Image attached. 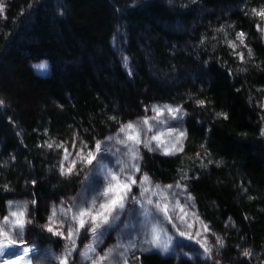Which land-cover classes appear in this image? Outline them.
Here are the masks:
<instances>
[{
	"label": "trees",
	"instance_id": "16d2710c",
	"mask_svg": "<svg viewBox=\"0 0 264 264\" xmlns=\"http://www.w3.org/2000/svg\"><path fill=\"white\" fill-rule=\"evenodd\" d=\"M18 6L0 36V75L17 76L19 65L38 60L51 71L44 79L26 75L27 87L41 96L33 113L0 108V225L10 211L27 210L25 240L59 250L62 241L44 226L53 211L71 210L85 186L81 177L58 173L61 145L71 135L97 143L143 106L166 102L185 112L190 157L146 154L143 173L152 182L188 173L200 217L223 237L225 263L259 264L264 44L257 13L264 0H18ZM115 37L129 70L112 50ZM142 264L170 263L146 256Z\"/></svg>",
	"mask_w": 264,
	"mask_h": 264
},
{
	"label": "rangeland",
	"instance_id": "374dc122",
	"mask_svg": "<svg viewBox=\"0 0 264 264\" xmlns=\"http://www.w3.org/2000/svg\"><path fill=\"white\" fill-rule=\"evenodd\" d=\"M17 2L18 0H0V36L1 33L5 31L4 29L7 22L12 19L14 13L19 9V6L17 9H13V5ZM258 18L257 29L261 41L264 44V15H258ZM110 44L120 65L125 70H129L131 66L125 53L124 43L115 37L111 39ZM41 63H46V70L37 69L36 66ZM19 66L22 67V71L21 74L17 76L10 77L11 75H0V100H3L4 102L0 105V108L4 110L8 109V112L11 114L13 107L17 106L24 113H33L36 105L41 102V96L27 87L26 75H32L36 78L44 79L49 76L51 67L45 60L26 61ZM261 101L260 109L262 110V130L264 129V94L262 95ZM165 106L171 109L178 108L180 109V112H169ZM154 107L160 109V111H154ZM184 113V110L177 105L166 102L149 103L143 106L141 111L137 114H134L131 117L129 116L124 123L120 125L116 132L113 131L109 136L102 138L99 142H101L102 149L106 151L97 153V155L104 156L105 159L103 163L107 168L112 169L115 172H119L120 167L124 165H128L130 168L133 163H138L141 170L135 173L137 184L132 186V194L139 197L141 192L139 178L145 175L141 168L143 161L142 158H144L146 154H152L158 158L184 157V159H186L190 157L189 152H187L185 148L186 131ZM177 117H179V119H177ZM145 119L149 121L148 124L143 123ZM130 122L135 125V128L131 130L126 128L124 132H121V126L127 125ZM181 131L185 133L183 137L179 135ZM129 135L138 136L141 141H149L150 146L152 147H155L159 143L160 147L156 148L154 151H149L142 142L136 146L139 150V160L133 161L131 159V154L125 155V153L128 152V147L134 145L133 141L127 140ZM109 137H111V139H109ZM153 137H156V139ZM262 139L264 142V136H262ZM121 140H126L127 143L122 144L120 143ZM96 144L97 143L90 141L87 143L86 138H80L72 135L68 137L61 145V152L55 156V160H57L56 167L59 171L58 173L61 175V162H63L65 170L68 168H72L73 170L71 174L61 175L62 177L66 179L81 177L85 181L86 177L89 175V170L92 165H87L86 162L81 161L80 157L77 156V153H80L86 160L87 153L89 151L95 152ZM181 146L182 150H177L180 149ZM165 151L174 154L165 155ZM66 155L68 157L67 160H65ZM73 160L76 161L74 166L72 164ZM95 163L96 161H93V164ZM129 168H126L124 175H127ZM131 170L134 171V169ZM187 178L188 173L181 172L179 176L172 179L170 182H152L149 180L144 185L149 190L145 195L147 197H151L153 200L152 205H148L145 200L144 208H147L150 212H155V214L159 216L160 221L163 223L160 224L159 222H156L158 230L163 228L167 231L168 235L172 236L175 252L163 253L158 250H153L152 252L142 253L139 250V247L129 249L125 252L124 247H119L116 248L112 254V264H116V261H120V264H123L125 258L127 259V264H142V258L146 256H156L160 259L167 260L170 264H226V261L221 257L222 251L225 248L223 237L221 234L212 232L208 227L207 230L205 229V226L207 225L199 215V210L194 196L187 186ZM178 182L181 184L180 188L176 187ZM156 185L160 186L159 190L155 188ZM168 185H172V188L169 189L165 187ZM106 186L107 185L104 181L102 172L94 177L93 187H97L100 193L103 192V189ZM154 192L155 195H153ZM95 195L96 192L89 190V186L85 184V186L82 187V190L76 195L75 199L72 200L71 211L69 208H62V213L60 209L58 210L59 212L56 213L53 218L51 226L53 231H60L63 233L62 236L54 235L62 241L63 246L59 250H55L50 253V251H47V248L41 247L35 243V246L39 249L40 257H31L28 264H60V258L64 256L65 246L69 244V240L67 239L69 226H72L73 231L79 228V217H77L76 220H73L71 216L77 213V208L75 206L81 204L82 199H86L87 204L85 207H91L92 199ZM189 196L191 197V200L188 199ZM157 201L160 202L161 208H163L164 205L168 206V211L172 215V223H169L166 219H164L163 211L157 212L156 209H153L155 208L154 205ZM100 202L103 201L101 200L96 204L95 207L97 209L99 208ZM132 208H135L138 214L129 218L127 215L122 213L120 219L116 221V225L105 233L100 243L94 245L96 252L89 253L90 257L95 258L97 254L99 256H104L109 249L113 248L118 243L127 247L129 239L134 241L143 240L142 229L146 217L143 215V209L140 203L133 204L129 201L125 204V210ZM182 208L183 211H181ZM22 211L25 212L23 219L29 216L27 210L17 209L14 212L19 213ZM12 212L13 210L9 213L11 220L15 221L17 218H20L12 217ZM57 214H60V216H57ZM181 217H183V220L180 219ZM85 219H87V217H85ZM130 219L134 227L125 228V225L129 223ZM147 219L151 220V217H148ZM62 221H65L63 223V227H61ZM173 223L176 224L177 228L180 230L190 233L192 239H189L187 235L180 236L177 228L173 227ZM47 224H49V219H47ZM188 225H191V228H189ZM88 228H90V224H86L84 229H80V235L74 237L76 245L75 250L72 252L69 259V264H92L91 259L85 260L80 255V252L85 250L86 245L93 243V236L92 233L87 230ZM150 229L151 225H149L148 230L150 231ZM6 230H9L7 226ZM197 232L200 234L196 235ZM217 237H220L223 240V247H220L217 244ZM3 239V237H0V241ZM26 242L30 248L33 247V243L28 241ZM201 244L211 247L212 251L210 258L204 255V249L201 247ZM17 246L22 247L23 245H20L18 242ZM144 246L147 247V245ZM262 246H264V244ZM194 253H199V255H195ZM254 258H256V261H258L259 264H264V247L260 250L258 255L254 256ZM5 259H10V257H0V264H3Z\"/></svg>",
	"mask_w": 264,
	"mask_h": 264
},
{
	"label": "snow or ice",
	"instance_id": "6c2138e0",
	"mask_svg": "<svg viewBox=\"0 0 264 264\" xmlns=\"http://www.w3.org/2000/svg\"><path fill=\"white\" fill-rule=\"evenodd\" d=\"M253 12H256L255 9H253ZM257 15H264V11H261L257 13ZM238 36L241 38V43H243V33H239ZM249 54H251V50H249ZM38 70H46L47 65L46 63H41L40 65L36 66ZM4 102L3 100H0V105H2ZM200 104H203V101H199ZM167 108V106H165ZM154 111L159 112L160 109L153 108ZM169 112H180V109H171L167 108ZM223 115L225 119H227L226 114H220ZM179 119V117H177ZM144 124H148L149 121L145 119L143 121ZM134 129L135 125L133 123H128L127 125H122L120 131L124 132L125 129ZM181 137L185 135L183 131L179 133ZM261 135L264 136V129L261 130ZM156 139V137H153ZM111 139V137H109ZM127 140H131L134 142V145L131 147H128V152L125 153V155L131 154V159L133 161L139 160V150L138 146L142 142L144 143V146L148 148L149 151H154L156 148L160 147V144L158 143L155 147L150 146V142L145 140L141 141L138 136H132L129 135L127 137ZM120 143L126 144V140H121ZM49 148L52 147L51 144L48 145ZM182 150V146L180 149ZM102 151H106L102 149L101 142H97L96 144V150L95 152L89 151L87 153V158H85L80 154L77 153V156L80 157V160L83 162H86L87 165H92V167L89 170V175L86 177L85 181L82 182L89 186V190L95 191L96 195L92 199V206L91 207H85L87 204L86 199L81 200V204L76 205L77 213L73 215L72 219L76 220L77 217H79V228H77L75 231L72 230V226H69L67 239L69 240V244L65 246L64 250V256L60 258V264H69V259L72 255V252L75 250L76 241L74 237L80 235V229H84L86 224H90V228L87 230L92 233L93 236V243L88 244L85 246V250L80 252V255L85 260H92V264H112L113 262V252L116 250V248L124 247L125 252H127L129 249H134L139 247V250L143 252H152L153 250H158L163 253H174L175 247L173 246V238L172 236L167 234V231L163 228H160L158 230L157 223L159 222L162 224L163 222L160 221V218L158 215L155 214V212H150L147 208H144V201L146 200L148 205L153 204V200L151 197H147L145 194L149 191L148 188H146L144 185L146 182L149 181V177L145 174L143 177L139 178V186L141 188L140 196H136L132 194V186L137 184V178L135 173L139 172L140 166L138 163H133L130 168L128 165H124L120 167L119 172H115L112 169H109L106 167V165L103 163L105 157L104 156H98L97 153H101ZM165 155L174 154L168 151H165ZM67 155L65 156V160H67ZM93 161H96L95 164H93ZM76 161L73 160L72 164L75 165ZM122 163V162H121ZM126 168H129V171L127 172V175H124ZM131 169H134L132 171ZM72 168H68L67 170L63 167V162H61V175L65 174H71ZM103 173L104 181L106 183V187H104L103 192L100 193L97 187H93V181L94 177L99 175L100 173ZM166 188H172V185L165 186ZM177 188L181 187V184L178 182L176 185ZM155 188L157 190L160 189L159 185H156ZM155 195V192L153 193ZM189 200H191V197H188ZM103 201L99 203V208L97 209L95 206L99 201ZM131 202L133 204L140 203L141 207L143 209V215L146 217L142 229L143 234V240L142 241H134L129 239L127 247L121 244H117L113 248L109 249L104 256H97L90 257L89 253H95L96 248L94 247L95 244H98L102 241L103 236L106 232H108L110 229L113 228L114 225H116V221L120 219V216L122 213L127 215L129 218L134 217L138 214L137 210L135 208L127 209L125 210V204L128 202ZM11 204V202H9ZM26 208L27 205H24ZM157 212L163 211L164 219H166L169 223H172V215L168 211V206L164 205L163 208H161V204L159 201H157L154 205ZM71 211V210H70ZM183 211V208L181 209ZM56 213L53 211L52 216L49 217V224L45 225L44 227L47 229L48 232L52 233V235L55 236H62L63 233L60 231H53V228L51 226L53 218L55 217ZM12 217H20L17 218L15 221L11 220L8 215L3 217L4 224L0 225V237H3L4 239L0 241V257H10V259H5L3 261V264H28V261L31 259V257H40L39 249L35 246V242L33 241V247H29L27 245V242L25 240L24 231L26 224H31V219H23L25 216V212H12ZM87 217V219H85ZM148 217H151V220L147 219ZM183 220V217L180 218ZM65 221L61 222V227H63V223ZM149 225H151L150 231ZM6 226L9 230H6ZM134 227L131 223V219L129 220V223L125 225V228ZM173 227L177 228V225L173 223ZM189 228H191V225H188ZM205 229L207 230V226H205ZM179 231L180 236H188L189 239H192V236L190 233H187L184 230ZM200 233L197 232L196 235H199ZM217 244L220 247H223V240L220 237H217ZM6 241V242H5ZM18 242L20 245H23L22 247L17 246ZM199 243V241H198ZM144 245H147L145 247ZM201 247L204 249V255L206 257L210 258L211 254V247L206 246L205 244H201ZM195 255H199V253H194ZM250 253L246 250L244 252L245 256H248ZM116 264H120V261H116ZM123 264H127V259L125 258L123 261Z\"/></svg>",
	"mask_w": 264,
	"mask_h": 264
}]
</instances>
